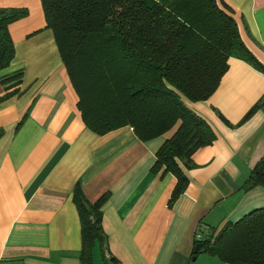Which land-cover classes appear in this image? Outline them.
<instances>
[{"label": "crops", "instance_id": "obj_1", "mask_svg": "<svg viewBox=\"0 0 264 264\" xmlns=\"http://www.w3.org/2000/svg\"><path fill=\"white\" fill-rule=\"evenodd\" d=\"M223 1L264 67V0ZM0 7L27 10L7 26L14 55L0 70V95L16 91L0 102V264H79L76 182L89 202L107 194L101 228L119 264H226L201 253L191 261L190 252L206 228L217 231L264 206V184L242 188L264 158V73L229 57L207 99L182 98L215 137L191 154L187 185L167 206L175 178L150 170L165 136L141 141L129 126L101 135L89 130L39 0H0ZM15 72L18 82H1ZM92 259L103 264L97 247Z\"/></svg>", "mask_w": 264, "mask_h": 264}, {"label": "trees", "instance_id": "obj_2", "mask_svg": "<svg viewBox=\"0 0 264 264\" xmlns=\"http://www.w3.org/2000/svg\"><path fill=\"white\" fill-rule=\"evenodd\" d=\"M39 2L44 26L52 33L76 94V108L89 130L101 135L129 126L141 141L164 137L172 130L156 149L150 167L154 173L169 172L175 178L167 200L170 206L187 185L184 171L192 166L191 154L215 137L210 126L185 107L182 98L207 99L225 72L229 57L264 73V67L243 44L231 8L223 0ZM26 14L25 8L0 7V70L14 55L7 26ZM19 76L20 72H15L1 82H18ZM14 93L5 91L0 102ZM263 184L261 158L251 167L242 188ZM106 197L103 193L89 202L78 182L73 186L79 264H93L94 247L103 264H119L110 255L101 228ZM213 229L211 237L201 244V254L226 264H264V206L225 221L217 231Z\"/></svg>", "mask_w": 264, "mask_h": 264}, {"label": "water", "instance_id": "obj_3", "mask_svg": "<svg viewBox=\"0 0 264 264\" xmlns=\"http://www.w3.org/2000/svg\"><path fill=\"white\" fill-rule=\"evenodd\" d=\"M212 234H213V229L211 227H208V228H206V230L202 234L196 235L194 237L195 243H194L193 249H192L193 254L190 257L191 261H194L196 254L201 252L202 242L207 241Z\"/></svg>", "mask_w": 264, "mask_h": 264}, {"label": "rangeland", "instance_id": "obj_4", "mask_svg": "<svg viewBox=\"0 0 264 264\" xmlns=\"http://www.w3.org/2000/svg\"><path fill=\"white\" fill-rule=\"evenodd\" d=\"M171 132H172V130L166 132V133L164 134V136H165V137H168V136L171 134ZM212 229H213V228H212ZM205 230H206V229H205ZM205 230H204V231H205ZM204 231H203V232H204ZM203 232H202V233H203ZM202 233H201V234H202ZM213 233H214V229H213ZM197 235H200V234H197ZM195 236H196V235H195ZM195 236H194V237H195ZM210 237H211V236H210ZM193 240H194V238H193ZM94 248H96V247H94Z\"/></svg>", "mask_w": 264, "mask_h": 264}, {"label": "built area", "instance_id": "obj_5", "mask_svg": "<svg viewBox=\"0 0 264 264\" xmlns=\"http://www.w3.org/2000/svg\"><path fill=\"white\" fill-rule=\"evenodd\" d=\"M260 110L262 111V113L264 114V95H263V98H262V103L260 105Z\"/></svg>", "mask_w": 264, "mask_h": 264}]
</instances>
